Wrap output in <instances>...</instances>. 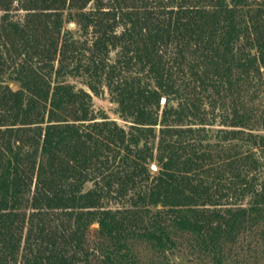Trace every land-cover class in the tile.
Returning <instances> with one entry per match:
<instances>
[{"label": "trees", "instance_id": "1", "mask_svg": "<svg viewBox=\"0 0 264 264\" xmlns=\"http://www.w3.org/2000/svg\"><path fill=\"white\" fill-rule=\"evenodd\" d=\"M247 233L264 256V0H0V264H227Z\"/></svg>", "mask_w": 264, "mask_h": 264}, {"label": "rangeland", "instance_id": "2", "mask_svg": "<svg viewBox=\"0 0 264 264\" xmlns=\"http://www.w3.org/2000/svg\"><path fill=\"white\" fill-rule=\"evenodd\" d=\"M69 83L74 85L76 89L87 90L83 79H68ZM11 88L16 90L18 86L11 83ZM91 105L93 111L97 114V118L106 117L115 121L119 126L126 123L122 121L117 114V106L112 102L106 88H103L97 95L91 93ZM154 172V167L150 168ZM90 185H86V189ZM111 207H120V205L111 204ZM96 225L90 228L89 239L92 240L96 235ZM255 233H247L242 236L233 249V252L227 264H264V256L261 247L256 239ZM140 264H212L211 260L199 256L188 239H182L177 248L173 252L164 256L156 255L151 249L143 244H136L134 248Z\"/></svg>", "mask_w": 264, "mask_h": 264}]
</instances>
